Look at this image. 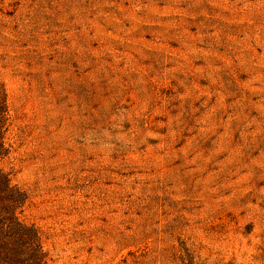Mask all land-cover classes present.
<instances>
[{
    "label": "rangeland",
    "instance_id": "374dc122",
    "mask_svg": "<svg viewBox=\"0 0 264 264\" xmlns=\"http://www.w3.org/2000/svg\"><path fill=\"white\" fill-rule=\"evenodd\" d=\"M0 84L47 264H264V0H0Z\"/></svg>",
    "mask_w": 264,
    "mask_h": 264
},
{
    "label": "trees",
    "instance_id": "16d2710c",
    "mask_svg": "<svg viewBox=\"0 0 264 264\" xmlns=\"http://www.w3.org/2000/svg\"><path fill=\"white\" fill-rule=\"evenodd\" d=\"M7 121L6 94L0 84V159L9 153L3 139ZM24 201L22 190L0 169V264H47L38 230L19 218Z\"/></svg>",
    "mask_w": 264,
    "mask_h": 264
}]
</instances>
